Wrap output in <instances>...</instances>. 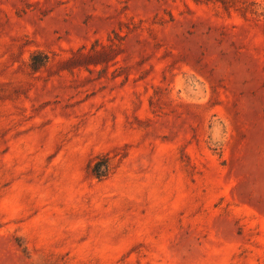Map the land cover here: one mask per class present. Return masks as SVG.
I'll return each mask as SVG.
<instances>
[{
    "label": "rangeland",
    "instance_id": "rangeland-1",
    "mask_svg": "<svg viewBox=\"0 0 264 264\" xmlns=\"http://www.w3.org/2000/svg\"><path fill=\"white\" fill-rule=\"evenodd\" d=\"M0 264H264V0H0Z\"/></svg>",
    "mask_w": 264,
    "mask_h": 264
},
{
    "label": "trees",
    "instance_id": "trees-1",
    "mask_svg": "<svg viewBox=\"0 0 264 264\" xmlns=\"http://www.w3.org/2000/svg\"><path fill=\"white\" fill-rule=\"evenodd\" d=\"M94 171H95V174H97V176H102L103 175V173H101L100 170H96L95 169Z\"/></svg>",
    "mask_w": 264,
    "mask_h": 264
}]
</instances>
